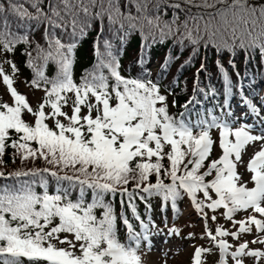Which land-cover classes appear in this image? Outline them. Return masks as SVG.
Masks as SVG:
<instances>
[{
    "label": "snow or ice",
    "instance_id": "6c2138e0",
    "mask_svg": "<svg viewBox=\"0 0 264 264\" xmlns=\"http://www.w3.org/2000/svg\"><path fill=\"white\" fill-rule=\"evenodd\" d=\"M42 2L31 0L35 15L22 3L9 4L11 12L21 21L35 20L46 24L48 47L44 49L37 45L44 61L39 66L36 60L41 57L32 58L31 53H27L29 67L34 70L30 86L45 93L35 109L24 95L18 93L13 86V76L5 73L0 64V78L14 101L13 105L0 103V163L6 148L10 147L21 162L43 159L52 168L16 171L7 176L0 172V178L4 179L38 178L14 186H0V264H143L139 249L142 240H149L150 224L144 223L136 214L135 205L131 203L135 191L125 187L130 182H135L136 188L147 194L141 199L158 196L162 202L171 201L174 209L176 201L187 195L202 215L205 208L213 212L223 208L224 216L229 220L240 211L251 210L259 214L249 215L242 221L233 220V224H239L236 232L217 228L213 235L206 227L205 234L219 249L220 264H227L224 259L227 255H231L235 264H243L241 258L244 256L255 257L257 261L264 258V252L250 250L248 243L229 252L232 246L224 239L217 240V237L229 235L238 239L242 233H251L252 226L258 234L264 233V125L257 128L243 124L233 130L229 123L212 117L211 122L201 121L194 134L193 127L184 119L185 113L180 114V119L169 115L167 97L160 93L156 83L120 74L119 62L108 42H105L106 52L103 54L97 47L93 69L77 84L72 76L77 31L83 36L84 27L90 26H81L78 15L92 16L91 9L97 0H87V3L85 0H76L75 3L73 0H48L47 11L40 6ZM129 3L136 5L137 12L147 9V3L141 4L139 0H129ZM165 3L174 10L183 11L182 5L213 10L207 12L206 20L201 14L189 17L197 21L194 25L197 33L200 31L199 21H203V31L208 37L205 47L211 44L233 55L237 49L244 50L246 55L259 50L264 58V0H175L172 3L165 0ZM100 6L101 11L93 18H102L106 12L109 21L114 23L117 17L124 15L118 0H107L106 9L101 0ZM3 12L0 5V14ZM65 16L71 17L70 22ZM124 18L129 21L137 19L131 13ZM178 19V15H174L171 24L165 23L161 28L159 16L155 22L145 16L147 24L158 28L162 37L165 29L169 34L172 32V25ZM69 27L68 43L55 38L51 31ZM184 28L185 38L193 45L204 39L193 36L188 20H185ZM18 43H28L27 35L11 32L7 24L0 26V50L13 52ZM49 61L57 65V75L51 79L44 70ZM5 63L11 65L15 74L16 66L11 61ZM224 82L226 92H229L231 82L227 73H224ZM70 97L71 115L64 111ZM244 103L251 113L260 116L250 100ZM184 107L187 110V104ZM84 109L86 114H82ZM25 114L34 118L33 124L25 121ZM260 119L264 121V117ZM48 121L52 122L51 126ZM213 127L220 129L222 155L205 165L214 144L210 136ZM253 131L258 134L253 135ZM12 132L17 138H12ZM256 142H260V149L247 164L254 186L248 188L241 183L237 164L242 162L246 147ZM165 159L169 161L168 167L162 163ZM53 168L59 171L71 169L72 174L60 175ZM153 175L156 182L148 183ZM48 176L58 185L67 181L69 188L58 186L56 193L50 195ZM207 177L213 178L208 180ZM164 178H169L170 182L165 183ZM37 184L44 189L42 193L35 191ZM75 187L79 189V198L72 201L70 190ZM89 189L92 202L86 204L84 197ZM118 190L122 196L127 195L128 206L141 224V232H136L123 213L120 215L127 228L129 243L120 242L117 216L112 205L105 203L104 199L107 194L114 195ZM199 193L203 194V200L197 198ZM97 208L103 210L99 217L95 213ZM211 219L215 221L216 216ZM61 234H66L63 239ZM170 234L179 235V232L170 229ZM68 235L73 239H68ZM251 243L264 244V238L258 236ZM58 244L68 247H58ZM204 253H211V249L197 248L193 264H203Z\"/></svg>",
    "mask_w": 264,
    "mask_h": 264
},
{
    "label": "trees",
    "instance_id": "16d2710c",
    "mask_svg": "<svg viewBox=\"0 0 264 264\" xmlns=\"http://www.w3.org/2000/svg\"><path fill=\"white\" fill-rule=\"evenodd\" d=\"M10 2L24 4L35 15V10L30 6L31 0H0V5L4 8V12L0 14V26L7 24L11 32L17 35H27L28 37V43L16 44L13 52L0 50V64L3 65L5 73L13 76V86L18 93L24 95L35 109L41 103L45 93L30 86L34 78V70L32 67H29V56L27 53H31L32 58L41 57L36 60L37 66L44 64L42 54L37 51V45L44 49L48 47L45 35L46 24L35 20L21 21L11 12L9 8ZM75 2L76 0H73V3ZM103 2L106 9L107 0H103ZM139 2L141 4L147 3L146 11L137 12L134 3H129V0H118L120 11L124 15L117 17L114 23L109 21L106 12L102 18H93L97 12L101 11V0H97L96 6L91 9L92 16L85 17L83 13H79V24L81 26H90L84 27L83 36L79 35V30L77 31V44L73 53L74 63L72 67L74 82L80 83L81 77L93 69L96 63L97 47H99L100 52L103 54L106 52L104 47L105 42H108L111 46L110 50L119 62L120 74L126 78L150 80L156 83L160 88V93L167 97L169 115L180 119V114L185 113L184 119L193 127L194 134L198 131L196 126L201 121L211 122L212 117H216L218 121H221L225 116V108L229 104H236V102H240L242 99L253 101L261 97V90L264 87V58L259 54V50L253 51L251 55H246L244 50L237 49L233 55L227 50H218L211 44L205 47V41L208 37L203 31V21H199L200 31L197 33L194 27L197 21L189 19V17L201 14L204 15L206 20L208 19L207 12L213 11L212 9L204 10L182 5L184 10L181 11L180 9L174 10L168 7L165 0H139ZM167 2L172 3L175 0H167ZM85 3H87V0H85ZM47 5L48 0H43L40 6L47 11ZM157 5H159V8H157ZM129 13L133 17H137V19L133 21L125 19L124 17ZM61 15H64V13L62 12ZM174 15H178L179 19L172 25V32L170 34L165 29L163 37L158 28L148 25L145 20L146 16L152 18L155 22V18L159 16V24L162 28L165 23L171 24ZM65 20L70 22L71 17L65 16ZM185 20H188V27L192 29L193 36L204 37L198 45H193L185 38ZM131 24H135V27H131ZM51 31L54 32L55 38L61 39L64 43L69 42L70 27L67 30L57 28ZM5 61H11L16 66L17 71L15 74L12 72L11 65L5 63ZM221 67L223 68V72L221 71ZM44 70L45 75L49 79L57 75V65L52 61L44 65ZM224 73H227L228 79L231 82V90L229 92H226L225 89ZM105 74H107L106 70ZM0 80V103L13 105V98L10 96L2 78ZM22 86L28 88L32 93L40 92L41 101L36 104L32 103L30 96L24 92ZM1 87L6 89L11 97V101L4 95ZM186 104L187 110L184 107ZM64 111L71 115V97L69 105ZM82 114H86V109L82 111ZM24 119L29 124L34 123V118L31 115L25 114ZM48 123L50 126L52 125L51 121H48ZM214 129L216 128H211L210 131ZM10 135L13 139L17 138L14 132L10 133ZM8 143H11V141H8ZM32 146L36 147L35 144ZM169 150L166 149V151ZM13 153L14 149L8 147L2 157L0 172H3L5 176L16 171L52 168L43 159H29L21 162L19 156H14ZM213 159L212 156L209 157L205 161V165ZM162 163L165 167L169 166L167 159L163 160ZM52 170L58 171L60 175H64L65 172L69 175L72 174L71 169L59 171V169L53 168ZM205 170L206 168L201 171ZM212 178L207 177L206 179L211 180ZM30 179L38 180V178L31 177H20L18 180L15 178H0V186H14ZM47 180V191L50 195L56 193L58 186L63 189L69 188L67 181H63L58 185L57 181L50 176L47 177ZM155 182L156 177L153 175L150 177L148 183L154 184ZM164 182L169 183L170 179L164 178ZM125 187L129 191H135L131 203L135 205L136 214L139 215L140 219L144 223L150 224L149 239L153 234L163 232L165 237L164 246L168 252L178 251L187 245L200 241L202 244H200L199 248L211 249V253L203 254V264H217L221 260L219 249L214 246L213 242L205 234L206 227L213 235L216 234L217 228H222L232 233L236 232L239 228V224H233V220L242 221L246 220L249 215H255L251 210L240 211L233 216L232 220H229L225 218V209L223 208L215 212L205 208L204 215H202L197 212L187 195H183L176 201L174 209L171 201L162 202L158 196L147 197L146 200L141 199V197H146L147 194L140 192L136 188L135 182H130ZM35 191L42 193L44 189L37 184ZM212 196L213 199L216 198L214 193H212ZM78 198V187L72 188L70 190V199L76 201ZM197 198L203 200V194L199 193ZM104 199L105 203L112 205L114 214L117 216L118 238L120 242L129 243L127 228L120 219V215L123 213L136 232H141V224L140 220L136 219L131 208L128 206L127 195L122 196L118 190L114 195L107 194ZM84 202L86 204L92 202V191L90 189L86 192ZM188 208L191 209V216H187L185 213V210ZM102 211L99 208L95 209L98 217L102 214ZM242 213H245L243 218H241ZM213 215L216 216L215 221L211 219ZM197 219L202 220L201 224L198 223ZM54 223H58V221H54ZM153 224L155 227H151ZM170 229L178 230L179 235L170 234ZM252 234L264 238L261 233H257L255 226H252L251 233H242L238 239H232L231 235L226 236L229 238V242L227 243L232 246L229 252H234L238 244L248 243L249 246L252 245L253 243L251 242L255 240H250ZM64 235L66 234H61L62 239ZM190 235L192 238H189ZM223 238L217 237V240ZM68 239L71 240L73 237L68 235ZM53 243L56 242L53 241ZM57 246L68 247L67 245L59 244ZM145 249H147V241L142 240L139 249L140 256ZM214 251L217 254V258L211 259L208 262V255ZM152 253H155V251ZM226 257L235 263L231 255L225 256V260ZM249 258L257 260L255 257L244 256L241 258L243 264H246ZM191 261L193 264V258Z\"/></svg>",
    "mask_w": 264,
    "mask_h": 264
},
{
    "label": "rangeland",
    "instance_id": "374dc122",
    "mask_svg": "<svg viewBox=\"0 0 264 264\" xmlns=\"http://www.w3.org/2000/svg\"><path fill=\"white\" fill-rule=\"evenodd\" d=\"M1 83V80H0ZM24 92L30 96V99L32 103H39L41 101V93H32L28 88L25 86H22ZM2 88V92L4 95L11 101V97L7 93L6 89L4 87ZM259 110L260 116H256L253 113H251L247 107V105L242 102L239 105L234 106H227L225 112V121L229 123V125L233 128V122L238 121L239 119L242 121L238 126H236L234 129L239 128L243 124H249L254 125L257 128L259 126L264 125V121L260 119V117H264V87L261 90V97L259 99H255L252 102ZM253 135L258 134L257 131L252 132ZM212 140L214 141V144L212 146V151L210 156L214 157L215 160L219 159L222 155V149L220 148V131H216L213 133V135H210ZM230 139H234L233 137H230ZM260 149V142H256L255 144H250L246 147L244 152L242 153V162L237 164V172L241 177V183H245L248 188L253 187L254 185L251 182V174L247 171V164L251 157L254 155L256 151ZM185 213L187 216H191V209L188 208L185 210ZM258 216L259 214H255ZM245 216V213H242L241 218ZM198 223L201 224L200 219H197ZM204 228V226H203ZM225 230V229H223ZM262 236H264V233H261ZM258 237L256 234H252L250 236L251 239H255ZM233 239V237H231ZM224 240L229 242V238L225 237ZM200 244L202 242H194L191 245H187L184 248L179 249L178 251H166L165 250V237L163 235V232H157L151 236V238L147 241V249H145L141 253L142 262L144 264H192L191 259L194 257L195 250L199 248ZM235 244V243H234ZM150 246V250H149ZM250 250H262L264 251V244H252L249 246ZM155 251V253H152ZM217 254L215 251L208 255L207 260L208 262L211 259H216ZM230 264H233L230 260ZM246 264H264V258H260L259 261L253 258H249L248 261H246Z\"/></svg>",
    "mask_w": 264,
    "mask_h": 264
}]
</instances>
